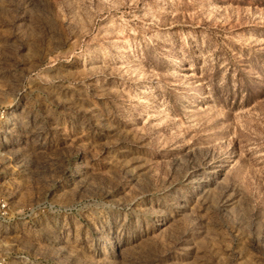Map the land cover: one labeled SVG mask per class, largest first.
Listing matches in <instances>:
<instances>
[{
  "label": "rangeland",
  "instance_id": "1",
  "mask_svg": "<svg viewBox=\"0 0 264 264\" xmlns=\"http://www.w3.org/2000/svg\"><path fill=\"white\" fill-rule=\"evenodd\" d=\"M3 110L4 264H264V0H0Z\"/></svg>",
  "mask_w": 264,
  "mask_h": 264
},
{
  "label": "built area",
  "instance_id": "2",
  "mask_svg": "<svg viewBox=\"0 0 264 264\" xmlns=\"http://www.w3.org/2000/svg\"><path fill=\"white\" fill-rule=\"evenodd\" d=\"M7 111L8 110H3L0 115V140H2V138H5L7 134L6 126L8 125V119L10 117V113ZM8 209L9 203L3 200V202L0 203V217H5L8 214ZM30 210L31 208H28L27 213L30 212ZM0 264H4V262L0 261Z\"/></svg>",
  "mask_w": 264,
  "mask_h": 264
}]
</instances>
